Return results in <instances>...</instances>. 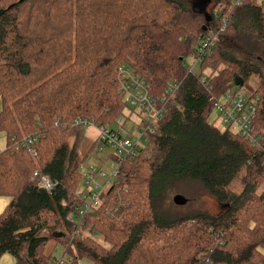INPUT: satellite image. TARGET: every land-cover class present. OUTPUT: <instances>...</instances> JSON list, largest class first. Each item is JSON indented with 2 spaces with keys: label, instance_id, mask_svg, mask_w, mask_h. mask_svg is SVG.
Masks as SVG:
<instances>
[{
  "label": "trees",
  "instance_id": "16d2710c",
  "mask_svg": "<svg viewBox=\"0 0 264 264\" xmlns=\"http://www.w3.org/2000/svg\"><path fill=\"white\" fill-rule=\"evenodd\" d=\"M201 1L207 10L180 0H0V257L53 264L45 247L55 239L62 264H264V51L254 44L264 42V0ZM218 32L200 73L189 72L184 59ZM121 65L154 96L179 87L147 148L120 165L77 225L66 215L81 205L79 165L94 145L83 151L85 125L74 122L112 127L124 115ZM235 77L260 97L258 145L215 111ZM37 169L57 182L51 193L30 181ZM189 182L219 211L162 217L168 192Z\"/></svg>",
  "mask_w": 264,
  "mask_h": 264
},
{
  "label": "built area",
  "instance_id": "2783aa9c",
  "mask_svg": "<svg viewBox=\"0 0 264 264\" xmlns=\"http://www.w3.org/2000/svg\"><path fill=\"white\" fill-rule=\"evenodd\" d=\"M238 2L239 0L236 1ZM225 25L226 22L220 31L225 28ZM217 34L219 32L201 41L195 54L197 62L200 63L204 53L211 49ZM187 70L191 72L192 68H187ZM116 87L117 94L123 97L129 107L128 115L120 116L112 127L98 126L89 121L75 120L74 122L76 125L83 123L94 126L98 131L93 143L94 150L101 151V146L111 148L113 154L109 158L115 163V166L110 169L109 178H107V173L95 166L86 167L84 162L79 165L83 175L82 181H84V187L79 195L81 205L66 215L68 221L77 225L81 223L83 216L89 210L99 206L101 196L111 184L120 165L133 160L147 148L149 138L154 134L156 125L166 111L167 104L172 101L179 83L169 84L162 95L154 96L150 91V84L144 78L128 66L121 65L116 74ZM259 100L258 94H251L232 83L221 90V96L214 107L221 124L237 132L253 145H258L262 139L261 132L255 127ZM131 113L137 116L138 123L131 122ZM37 138V135L26 137L21 146L30 145ZM29 151L35 155L33 148L29 147ZM30 181H34L39 190L47 193H51L57 185V182L52 181L38 169L33 172ZM53 264H62V257L55 258ZM202 264H210V258L206 257L202 260Z\"/></svg>",
  "mask_w": 264,
  "mask_h": 264
},
{
  "label": "rangeland",
  "instance_id": "374dc122",
  "mask_svg": "<svg viewBox=\"0 0 264 264\" xmlns=\"http://www.w3.org/2000/svg\"><path fill=\"white\" fill-rule=\"evenodd\" d=\"M183 4L189 6L190 8L193 7L196 3H201L200 7L207 10L209 7L208 5L203 3L201 0H180ZM210 6V5H209ZM193 9V8H192ZM256 47H259L262 51H264V42L259 40L254 42ZM253 40H251L248 45L254 46ZM184 63L186 68H192L193 73L199 74L200 73V63L196 61L195 54H190L184 59ZM209 75V71L205 70L202 72V77L205 78ZM251 87H257V82L255 79H251L249 82ZM243 89H247L246 86ZM1 107V105H0ZM129 108L124 112L125 115H128ZM130 120L133 123H138V118L134 113H131ZM219 127L222 126L219 124ZM98 134L97 129L92 125H85L84 126V141L82 144L83 151H87L91 149L94 140ZM6 145V135L2 131H0V152L5 149ZM113 154V151L109 147L101 146V151L93 150L89 153L88 157L84 161V165L88 166H95L99 170L104 171L107 173V178H109L111 174V167L115 166L114 161L109 158V156ZM103 183L102 181H100ZM84 181L80 183L81 190L84 186ZM182 195L186 199V203L184 205H176L173 202V197L175 195ZM8 203L7 198H0V211L4 208V206ZM219 205L216 201L210 197L207 192L205 191L204 187L195 182H189L188 184H182L180 187L171 190L167 194V198L161 202L159 207V213L162 217L167 219H174L189 215H194L198 213H210L216 214L219 211ZM63 245L56 241L55 239L50 240L45 247L46 255H50L51 258L54 260L55 258H60L63 254ZM0 264H15V259L10 254H3L0 257Z\"/></svg>",
  "mask_w": 264,
  "mask_h": 264
},
{
  "label": "water",
  "instance_id": "95a60500",
  "mask_svg": "<svg viewBox=\"0 0 264 264\" xmlns=\"http://www.w3.org/2000/svg\"><path fill=\"white\" fill-rule=\"evenodd\" d=\"M3 12H4L3 10H0V15L3 14ZM243 84H244V80L242 78L240 77L234 78L235 86H242ZM172 200L174 204L176 205H184L186 203V199L182 195H179V194L175 195Z\"/></svg>",
  "mask_w": 264,
  "mask_h": 264
}]
</instances>
